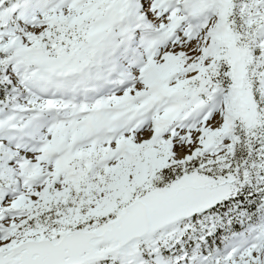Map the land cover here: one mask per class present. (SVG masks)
Instances as JSON below:
<instances>
[{
    "label": "snow or ice",
    "instance_id": "1",
    "mask_svg": "<svg viewBox=\"0 0 264 264\" xmlns=\"http://www.w3.org/2000/svg\"><path fill=\"white\" fill-rule=\"evenodd\" d=\"M0 264H264V0H0Z\"/></svg>",
    "mask_w": 264,
    "mask_h": 264
}]
</instances>
